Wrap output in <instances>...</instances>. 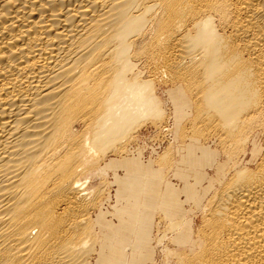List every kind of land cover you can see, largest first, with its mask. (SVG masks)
Instances as JSON below:
<instances>
[{
	"label": "bare ground",
	"instance_id": "obj_1",
	"mask_svg": "<svg viewBox=\"0 0 264 264\" xmlns=\"http://www.w3.org/2000/svg\"><path fill=\"white\" fill-rule=\"evenodd\" d=\"M159 77L178 83L177 121L187 91L196 139L219 146H197L202 196L185 188L196 227L153 186L160 261L264 264V0H0V264H158L150 226L141 261L114 244L94 181L160 124Z\"/></svg>",
	"mask_w": 264,
	"mask_h": 264
},
{
	"label": "rangeland",
	"instance_id": "obj_2",
	"mask_svg": "<svg viewBox=\"0 0 264 264\" xmlns=\"http://www.w3.org/2000/svg\"><path fill=\"white\" fill-rule=\"evenodd\" d=\"M154 84L160 104L164 109L161 119L159 120L160 124L146 121L137 129L133 130V141L127 147V150L118 157L122 159V162L130 163V167H124L121 161L116 163L117 166L114 163L112 164L113 154L108 152L110 155L106 158L107 165L104 167V175H102V178L97 176L94 181L98 187H104L106 191L105 196L109 198L108 202L104 205L107 208L106 210L110 212L106 214L107 220L113 221L111 222L112 226H110V231L114 232H109V235L114 240V244H116L117 239L122 238L123 247L121 251L126 257H128V253L131 256H137L141 253L140 250V252L137 253L129 249L132 246L140 248L141 241L139 233L141 231L143 232V229L150 226V246L155 245V237L164 231L166 225L164 215L157 209L153 211L151 209V203L156 197V189L154 191L153 188L154 185L157 187L160 183L161 190H165L168 187L177 190L179 192L178 198L182 202L183 213L186 214L188 218L190 217L189 220L192 226H197L201 217V213L199 212L200 208H196L193 199H190L185 194V188L187 184H189L195 187L197 196H202V187L205 186L206 183L208 184V182L207 178L201 179L200 173L198 172L206 170L210 175L211 172H213L205 165L202 167L198 165L200 150L197 146L203 143L208 146L210 145L209 148L211 149H219V146L215 143L203 139H196L197 136L194 132L195 128L193 129L194 120L192 118L194 114L193 105L191 104L192 94L186 91L189 104L185 106V115L180 121H177V118H179L181 114L180 110L174 106L172 101L179 102L180 97L170 96L167 89L176 86V84L178 85V83L171 82L170 79L167 80L165 77H159ZM189 107L191 108L188 109ZM165 125L171 126L169 131H167L168 126L165 127ZM163 127L166 128V130H163L164 132L162 131ZM150 130L152 132H150ZM146 134H148V136H144ZM188 157L190 158L187 160ZM127 171L133 172V174ZM146 184L150 186L148 187ZM209 192H211V189L208 190V193ZM118 199L122 203V219L116 234L115 223L117 221V216L115 213V204ZM114 213L115 216H113ZM156 225L159 227L158 230ZM154 250L156 253V261H158V264H163V262L160 261L162 256L161 245H155ZM138 258L141 261V254L138 255Z\"/></svg>",
	"mask_w": 264,
	"mask_h": 264
},
{
	"label": "built area",
	"instance_id": "obj_3",
	"mask_svg": "<svg viewBox=\"0 0 264 264\" xmlns=\"http://www.w3.org/2000/svg\"><path fill=\"white\" fill-rule=\"evenodd\" d=\"M165 130H166V128H164ZM147 132H149V131H147ZM150 132H152L151 130H150ZM144 136H148V134H146V135H144Z\"/></svg>",
	"mask_w": 264,
	"mask_h": 264
}]
</instances>
